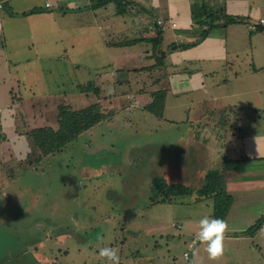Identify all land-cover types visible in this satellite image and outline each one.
Wrapping results in <instances>:
<instances>
[{
    "label": "crops",
    "instance_id": "1",
    "mask_svg": "<svg viewBox=\"0 0 264 264\" xmlns=\"http://www.w3.org/2000/svg\"><path fill=\"white\" fill-rule=\"evenodd\" d=\"M130 1L134 7L124 15L114 3L91 8L90 0H5L0 7V128L10 157L26 159L32 153L27 136L9 128V116L21 104L8 107L14 88L35 89L23 99L29 107L20 109L31 114L22 117L29 129H56L57 107L75 100L82 107L97 103L113 112L61 151L37 160L42 165L63 152L74 158L67 181L72 201H66V195L65 200L53 196L46 217L33 219L43 239L30 240L22 259L15 254L3 264H66L58 256L67 258L74 247L80 251L78 260L89 239L83 224L87 218L75 213L83 186L105 173L107 161L120 162L115 165L119 164L118 174L126 165L125 171L130 170L136 145L145 146V155L155 153L147 158L155 165L142 207L156 201L195 206L209 200L206 214L213 216L212 199L199 196L197 190L206 172L219 168L223 158L240 161L238 169L224 172L231 197L223 218L224 240L244 241L247 237L240 232L264 214V24L250 31L248 0ZM229 15L246 22L222 26ZM258 16L252 22L264 20V15ZM61 76L65 81L66 76L86 80V87L74 92L70 85V91H64ZM247 97L253 99L251 104ZM156 106L160 116L152 111ZM116 138L121 148L115 147ZM159 175L168 184L188 186L191 193L159 192L152 183ZM154 192L157 195L150 199ZM253 235L264 236V224ZM195 244L196 236L188 247ZM67 259V264L74 262Z\"/></svg>",
    "mask_w": 264,
    "mask_h": 264
},
{
    "label": "rangeland",
    "instance_id": "2",
    "mask_svg": "<svg viewBox=\"0 0 264 264\" xmlns=\"http://www.w3.org/2000/svg\"><path fill=\"white\" fill-rule=\"evenodd\" d=\"M241 4L245 6L246 2ZM247 4L248 12L253 15L251 23L255 24L258 21L252 22L254 17L264 15L262 13L264 0H248ZM235 19L236 23L246 22V19L242 17H235ZM23 77L28 80L33 76ZM40 77L42 79V76ZM75 77L66 76L67 81H65V76H61V87L64 91L69 92L70 85L74 92H81L86 87V80L81 82ZM34 90L33 87L24 90L14 88L10 93L8 107L21 102L19 109L9 116V128L18 135H26V132L30 130V125L27 126L22 117L24 114L26 118H30L31 114L22 113L20 109L22 110L23 106H26V109L29 107L28 101L23 99L29 97L28 95H31ZM245 100L250 104L253 102L250 97ZM81 103L75 100L69 106L72 109H79L82 108ZM102 109L109 110L105 107ZM250 113L251 117L256 115L255 112ZM18 114L20 117H17ZM13 116L16 118L14 123ZM4 139L0 128V171L4 172V175L0 176V264L12 259L15 254L22 259L23 251L30 240L43 239L40 237V227L33 225V219H40V216L49 212L47 205L53 196H59V200H62L66 195V201H72L67 181L71 173L68 168H71L74 163V158L70 157L69 153L63 152L47 162L43 161L41 165L36 159L39 151L33 147L32 153L26 159L10 157L7 145L2 144ZM115 147H122L117 138ZM135 147L132 153V159L135 162L132 163L130 170L125 171L128 165L121 166L124 172L118 174L119 164L115 165L120 162L107 161L104 163L103 172L105 173L98 174L97 178L87 181V184L83 186L84 192L78 196L80 204L77 203L75 213L79 217L87 218L83 224L84 228L88 227L86 234L89 239L84 243L86 246L81 250L83 255L78 260L76 257L80 251L77 247H74L67 255V258H73L72 264H109L105 258L98 255L99 248L105 246H112L119 250L120 264H264V236L255 238L254 235L244 233L247 239L240 243L223 240V253L215 259H209L204 251L205 245L197 238L194 247H188L196 236L198 220L211 210L212 204L209 200L195 206L156 201L142 207L141 201L147 198L148 191L146 196L144 193L155 165L151 159L147 158L155 157V153L150 157L149 152L145 155L143 149L145 146L136 145ZM156 155L159 158V155ZM221 159L218 162L220 167L216 169L222 173L226 184L224 159ZM123 162L127 163V160L124 158ZM27 165L39 166V169L18 170ZM6 181L10 182L2 185ZM109 191L112 195L108 194ZM156 195V192L149 194V198H154ZM134 215L137 217L135 218ZM177 225H181V228L179 229ZM87 235H83L84 238ZM76 237L73 236L80 242L79 235L76 234ZM250 237L252 239H248ZM184 253L188 254V259H185ZM18 256L14 260L18 259ZM6 257L9 259L1 263ZM67 258L58 256V259L66 264Z\"/></svg>",
    "mask_w": 264,
    "mask_h": 264
},
{
    "label": "trees",
    "instance_id": "3",
    "mask_svg": "<svg viewBox=\"0 0 264 264\" xmlns=\"http://www.w3.org/2000/svg\"><path fill=\"white\" fill-rule=\"evenodd\" d=\"M108 3H114L118 14L124 15L129 9L134 7L133 2L130 0H90L91 8H98ZM209 13H207L208 15ZM224 22L222 26L228 23L236 22L235 17L224 16ZM211 20L208 22L210 23ZM206 22V18L203 19ZM212 26V25H210ZM261 30V28H257ZM158 37L153 38V44L157 43ZM159 64V60L156 61ZM158 97L156 96L155 100ZM153 101V103L155 102ZM158 100H156V104ZM159 106L154 108V113L157 116L161 115ZM58 109V127L56 129L49 126L35 127L26 132V136L30 142L31 147L36 148L39 151L36 159H41L48 155L54 154L62 150V148L74 140L85 130L91 128L98 122L108 118L112 115V111L104 110L97 103L89 104L79 109H72L69 105H59ZM36 151V150H35ZM240 167L239 160L224 159V169H238ZM152 183L156 190L164 192L166 195L177 196L187 195L191 193V189L181 183H166L162 176H156L153 178ZM197 194L202 197H210L213 202V216L224 218L227 209L231 203V197L225 190L224 177L222 173L217 169H210L206 172L204 184L197 190ZM264 220V214L260 216L253 225L248 227L246 231L240 232V234L253 235L258 231Z\"/></svg>",
    "mask_w": 264,
    "mask_h": 264
},
{
    "label": "clouds",
    "instance_id": "4",
    "mask_svg": "<svg viewBox=\"0 0 264 264\" xmlns=\"http://www.w3.org/2000/svg\"><path fill=\"white\" fill-rule=\"evenodd\" d=\"M226 222L212 215H205L197 222L196 238L205 245L204 251L209 259H215L223 253L224 232ZM119 250L112 246L101 247L98 255L106 259L109 264H120Z\"/></svg>",
    "mask_w": 264,
    "mask_h": 264
},
{
    "label": "built area",
    "instance_id": "5",
    "mask_svg": "<svg viewBox=\"0 0 264 264\" xmlns=\"http://www.w3.org/2000/svg\"><path fill=\"white\" fill-rule=\"evenodd\" d=\"M5 0H0V7L2 6V3L4 2ZM260 24H264V20L263 19H259L258 22H256L255 24L249 22L248 23V27L250 30H256L257 29V26L260 25ZM263 224H264V220H263ZM184 256L187 257V253H184Z\"/></svg>",
    "mask_w": 264,
    "mask_h": 264
}]
</instances>
